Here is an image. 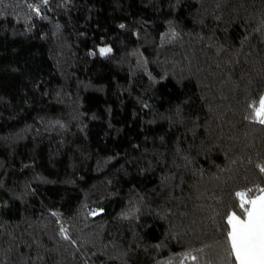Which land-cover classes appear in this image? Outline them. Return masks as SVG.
Returning a JSON list of instances; mask_svg holds the SVG:
<instances>
[{
  "label": "trees",
  "instance_id": "16d2710c",
  "mask_svg": "<svg viewBox=\"0 0 264 264\" xmlns=\"http://www.w3.org/2000/svg\"><path fill=\"white\" fill-rule=\"evenodd\" d=\"M262 95L264 0H0V264H233Z\"/></svg>",
  "mask_w": 264,
  "mask_h": 264
},
{
  "label": "snow or ice",
  "instance_id": "6c2138e0",
  "mask_svg": "<svg viewBox=\"0 0 264 264\" xmlns=\"http://www.w3.org/2000/svg\"><path fill=\"white\" fill-rule=\"evenodd\" d=\"M110 51L107 48L100 49L101 55ZM250 107L252 118L264 124V95ZM260 170L264 172V167ZM252 191H237L235 197L239 200L240 214L236 211L227 214L226 242L229 255L234 258L233 264H264V188L256 190L261 193L259 195L250 196ZM191 258L196 259L195 256Z\"/></svg>",
  "mask_w": 264,
  "mask_h": 264
}]
</instances>
